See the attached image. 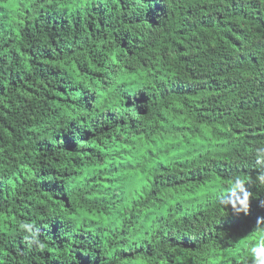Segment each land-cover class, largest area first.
<instances>
[{"label": "trees", "instance_id": "16d2710c", "mask_svg": "<svg viewBox=\"0 0 264 264\" xmlns=\"http://www.w3.org/2000/svg\"><path fill=\"white\" fill-rule=\"evenodd\" d=\"M259 148L264 0H0V264H251Z\"/></svg>", "mask_w": 264, "mask_h": 264}, {"label": "clouds", "instance_id": "9594fccd", "mask_svg": "<svg viewBox=\"0 0 264 264\" xmlns=\"http://www.w3.org/2000/svg\"><path fill=\"white\" fill-rule=\"evenodd\" d=\"M218 129V131H212L208 134L209 139L211 140V145L208 147L211 150V153L214 154L215 151H219L218 154L222 153V148H223V142L222 143H216V141L214 140L213 136H219V133H222V129L220 127H215ZM237 136V137H236ZM236 136L233 135V137L239 138L240 140H242L243 138L240 137V135ZM258 153H264V148H259ZM206 152V150L204 152L201 153H196L193 155H187L188 158L191 157H199L202 154H204ZM260 161H258L259 163ZM261 180H264V175H262L260 177ZM244 181H241L238 177H234L233 178V186L236 188L234 190V187L232 186L230 189L231 191H238L241 189H244ZM241 188V189H239ZM188 191V190H187ZM189 191L191 192V194H185V195H190L191 197H193L194 200H196V198L199 199V204H201L202 206L206 203V192L205 191H192L189 189ZM245 195L242 199V201L240 202L239 205H232V208L237 211H244L247 212L248 210V195H247V190L244 189ZM230 197V196H229ZM229 197L227 198V200L229 199ZM179 199H181V194H170L169 195V202H173L176 203ZM259 222V221H258ZM19 231L22 235V242L29 247H32L34 249H38V250H43L44 248V244L40 239V229L37 228L35 226V224L31 223V222H24L19 226ZM251 255V264H264V239H261L256 246H254L251 249L250 252Z\"/></svg>", "mask_w": 264, "mask_h": 264}, {"label": "rangeland", "instance_id": "374dc122", "mask_svg": "<svg viewBox=\"0 0 264 264\" xmlns=\"http://www.w3.org/2000/svg\"><path fill=\"white\" fill-rule=\"evenodd\" d=\"M211 145V140L205 131L200 132L197 136L187 138L183 140L182 146L180 147L179 153L182 155H193L196 153L204 152ZM199 199L196 198V201Z\"/></svg>", "mask_w": 264, "mask_h": 264}]
</instances>
